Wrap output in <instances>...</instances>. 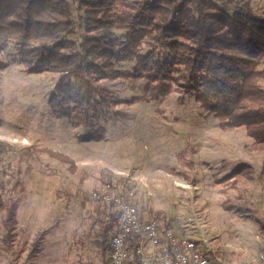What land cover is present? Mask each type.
Here are the masks:
<instances>
[{
  "label": "rangeland",
  "instance_id": "374dc122",
  "mask_svg": "<svg viewBox=\"0 0 264 264\" xmlns=\"http://www.w3.org/2000/svg\"><path fill=\"white\" fill-rule=\"evenodd\" d=\"M254 5L264 14V0ZM39 41L57 43L40 37L32 45ZM77 45L42 50L61 56ZM20 58L12 43L0 51V140L13 144L4 147L0 181L10 186L20 168L28 202L18 212L12 248L3 241L0 211V264H101L92 240L99 228L92 192L127 188L136 189L142 218L202 235L223 264H264L258 258L264 254V144L245 125L221 129V118L173 79L153 81L143 70L136 75L135 60L117 62L113 75L89 71L91 79L80 85L84 69L79 79L58 61L30 71ZM257 67L264 70V60ZM53 97H107L118 101L119 114L102 121L100 138L89 139L79 109L72 118L58 115ZM252 99L256 104L245 103L264 104V96ZM110 212L117 213L115 207ZM46 229L35 256L27 257ZM20 248V257L12 254Z\"/></svg>",
  "mask_w": 264,
  "mask_h": 264
},
{
  "label": "trees",
  "instance_id": "16d2710c",
  "mask_svg": "<svg viewBox=\"0 0 264 264\" xmlns=\"http://www.w3.org/2000/svg\"><path fill=\"white\" fill-rule=\"evenodd\" d=\"M66 33L76 36V51L58 56L42 50L51 45L74 47L76 42L66 38ZM40 37L57 43L32 45ZM11 43L30 71L44 70L58 61L65 68L57 67L79 79L84 69L80 85L91 79L89 71L99 76L100 70H107L113 75L117 62L135 60L136 75L143 70L153 81L173 79L221 118V129L245 125L256 142L264 144V104L245 103L255 100L247 97L264 96V70L256 68L264 60V14L256 10L254 0H0V51ZM170 88L162 90L169 93ZM52 100L58 115L72 118L79 109L89 139L100 138L105 130L102 121L119 114L113 109L118 101L107 97ZM6 142L0 140V147L13 146ZM240 172L237 167L233 174ZM20 174L18 168L8 187L0 181L3 241L11 242L10 248L19 226L18 212L28 202ZM5 192L9 196L3 201ZM111 208L113 204L99 202L93 211L99 228L92 240L101 264H107L110 233L116 225L117 213H111ZM47 232L38 231L27 257L35 256V244ZM22 252L20 248L12 254L20 257Z\"/></svg>",
  "mask_w": 264,
  "mask_h": 264
},
{
  "label": "built area",
  "instance_id": "2783aa9c",
  "mask_svg": "<svg viewBox=\"0 0 264 264\" xmlns=\"http://www.w3.org/2000/svg\"><path fill=\"white\" fill-rule=\"evenodd\" d=\"M4 153L0 147V159ZM136 196L135 188L92 192L95 203L113 204L117 211L107 264H223L213 255L211 241L202 235L179 232L158 217L142 218ZM258 258L264 259V254Z\"/></svg>",
  "mask_w": 264,
  "mask_h": 264
},
{
  "label": "crops",
  "instance_id": "0c3cea01",
  "mask_svg": "<svg viewBox=\"0 0 264 264\" xmlns=\"http://www.w3.org/2000/svg\"><path fill=\"white\" fill-rule=\"evenodd\" d=\"M19 224H20V226H21V222L19 221Z\"/></svg>",
  "mask_w": 264,
  "mask_h": 264
}]
</instances>
